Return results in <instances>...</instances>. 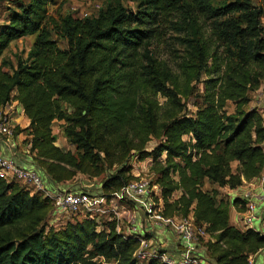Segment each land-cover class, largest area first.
Here are the masks:
<instances>
[{"label":"trees","instance_id":"trees-1","mask_svg":"<svg viewBox=\"0 0 264 264\" xmlns=\"http://www.w3.org/2000/svg\"><path fill=\"white\" fill-rule=\"evenodd\" d=\"M24 1L15 0L17 12L0 25V108L11 102L22 107L28 127L16 126L13 136L26 133L43 181L53 188L77 173L104 176L93 193L99 196L137 179L132 157L150 159L161 215L190 216L213 239L199 240L202 257L210 256L213 264H248L264 252V236L230 224L229 208L243 213L245 200L217 198V189L235 190L263 173L264 120L245 107L249 93L264 82V0L260 6L225 0L217 7L212 0H140L135 11L110 0L95 16L58 20L46 14L50 0ZM196 19L210 25L207 39L199 37L194 45L182 39L188 65L207 73L193 117L181 99L191 95L190 80L200 73L185 71L178 84L147 48L162 38L165 25L189 26ZM49 26L65 49L51 39ZM28 36L34 40L27 57L12 63L4 52ZM55 121L64 123L62 136L73 151L56 146ZM152 141L155 146L146 151ZM52 208L42 193L0 179V264H140L134 256L138 239L116 232L115 221L98 231L93 218L46 231Z\"/></svg>","mask_w":264,"mask_h":264},{"label":"rangeland","instance_id":"rangeland-1","mask_svg":"<svg viewBox=\"0 0 264 264\" xmlns=\"http://www.w3.org/2000/svg\"><path fill=\"white\" fill-rule=\"evenodd\" d=\"M15 0H6L2 3H0V25H3L6 23L8 17L10 16V13L17 12L16 5L14 4ZM24 3L25 1L22 0ZM110 0H50L46 6V14L48 17H51L55 20H58L60 16H71L75 19H83L82 14L87 13L89 17L97 15V13L105 7L107 3H109ZM225 0H212L211 4L215 7L221 5ZM253 3L257 6L261 5V0H252ZM123 6L128 9L129 11H135L137 9V5L139 4L140 0L136 2L135 0H121ZM99 7V8H98ZM174 21H177V19H174ZM204 22V21H203ZM202 19H196L194 22H189V26H185L184 24L179 25L178 28H171L169 25H165L166 27L162 29V32H164L162 38L159 41H152L150 45L148 46V51L150 52V56L154 60L155 64L161 68L166 69L168 73L171 75V79H175L178 84H182L184 81V77L182 76V73L185 71L192 72V76L196 73H200L198 78H192L189 83V89H191V95L187 98L181 99L182 104H184L186 113L188 116H195V112L199 105L202 103V99L204 96V81L207 79V73L206 68L203 70H198L197 67H191L189 66V52L186 50L184 44L182 43V39H190L192 40V44L194 45L197 40H199V37L203 39L208 38L209 33V23L206 22L201 25ZM261 23L264 25V14L261 17ZM49 30L51 31V39L55 40L57 43L58 48L65 49L66 48V42L62 39L57 37L55 32L52 30V27L49 26ZM34 40V36H29L26 38H23L22 40H18L17 42H14L10 47L4 52V56L11 60L12 63L15 62L17 58H23L25 59L27 57V53L29 49L31 48L32 42ZM223 51V48H220L219 50V57H222L221 53ZM212 67V61L211 59L208 60L207 68ZM183 89L182 87H180ZM262 95H264V82L260 85V87L254 91L249 93L250 96V102L248 105H246L245 110L249 109H256L261 112L260 105L258 103V99L262 98ZM158 101L160 103L164 102V99L161 97H158ZM228 113H232L233 109L229 105V107L226 109ZM26 118V117H25ZM263 118V117H262ZM27 119V118H26ZM28 121V119H27ZM29 122V121H28ZM28 122L25 124V126H20L19 131H23L28 127ZM63 122H53L51 124V130L53 135L56 138V146L60 147L63 151H73L74 148L70 146L64 137L62 136V125ZM27 139L26 133L22 132ZM25 142V140H24ZM156 144V141L150 142L146 147V151H150ZM31 156V155H30ZM34 158L35 156H31ZM36 165V162H34ZM151 165L150 159H146L144 161H137L136 156L132 157L130 159V166H131V174L134 175V177H138L139 180L143 181H153L152 175L149 171ZM41 172V171H40ZM42 174V172H41ZM43 175V174H42ZM104 176H100L97 178H88L87 176H84L80 173H77L76 176L61 185H55L53 188L57 190H63V191H69V192H75L76 188H82L87 187L88 189L83 190V192H88L93 195V193L96 190V187H99L101 182L103 181ZM43 180V179H42ZM44 182V181H43ZM21 184V183H20ZM46 185L47 183L44 182ZM22 185V184H21ZM62 185H66L65 187H60ZM150 182V186H151ZM155 186V185H153ZM46 187L48 190L53 191V188L47 184ZM57 187V188H55ZM52 189V190H51ZM100 189V188H99ZM98 189V190H99ZM204 189H208V185H205ZM153 191H156V188H153ZM228 191L224 189H217V198L221 199L224 202H228L231 200V198L228 195ZM99 198H102L104 202L102 204H99L97 207L101 208L105 213L102 212H87V211H81L78 214H55L54 209L50 212H48L45 221H44V228L46 231L49 229H52L54 231H61L63 230L68 223H74L76 221H81L84 219H90L89 216L92 214L93 220H95L98 223L97 231L101 230L105 225L110 223L111 221L115 220V224H118L120 232L123 234L128 233V228L130 227V213H122V215L117 212L118 215H113L114 212L113 208L118 206H123L126 204L130 209L134 210V203L130 201H125L119 199V197L116 195V192H110L107 194L99 193ZM177 195V194H176ZM116 211V209H115ZM230 212V208H229ZM118 220V222L116 221ZM234 224V223H233ZM241 228L242 227H238ZM142 234L144 235L145 239L151 240L154 235L146 233L144 229L142 230ZM213 240L208 235H204L203 237H200V244H206L209 241ZM153 245L156 247V250L159 254H166V251L164 250V247L159 244L157 239L155 238L153 241ZM148 250H146V253ZM169 257V256H168ZM138 262L140 264H147L149 258H137ZM204 261L206 264H213L212 259L208 255L203 256ZM96 261H103L100 258L95 259Z\"/></svg>","mask_w":264,"mask_h":264},{"label":"built area","instance_id":"built-area-1","mask_svg":"<svg viewBox=\"0 0 264 264\" xmlns=\"http://www.w3.org/2000/svg\"><path fill=\"white\" fill-rule=\"evenodd\" d=\"M88 17L87 13L82 14V18ZM15 127L16 125L12 122L10 112L0 110V134L7 138H12ZM136 178V180L129 182L116 192L119 199L136 204L143 211L149 223L159 229H167L172 232L189 252L199 251L200 237L205 234L202 230L196 228L192 218L163 217L161 215L162 203L158 187L150 186V182ZM0 179L7 183H21L31 194L39 192L50 198L55 214H78L84 210L91 213H105V211L97 207L104 202L99 196L87 192L50 191L36 168L18 166L12 158L2 155H0ZM153 188H156L157 192L153 191ZM257 189L250 190L239 196L246 203L244 212L240 213V217L236 219L235 224L238 227L252 229L260 236H264V218L260 219L256 216L257 205L264 203V174L260 175L257 180ZM113 215L118 214L114 213ZM89 218H92V214H90ZM116 221L118 222V220ZM130 224L127 234L120 232L118 224H116L115 230L123 235L134 236L138 239L139 247L134 254L135 257H147L149 260L157 259L163 264H202L200 258H193L190 255L183 256L179 261H175L165 253L159 254L153 243L145 239L142 234L144 225L141 226L142 228L137 227L133 219ZM148 231L146 232L148 233ZM146 250H148L147 253ZM248 264H255L253 258L249 259ZM260 264H264V256Z\"/></svg>","mask_w":264,"mask_h":264},{"label":"crops","instance_id":"crops-1","mask_svg":"<svg viewBox=\"0 0 264 264\" xmlns=\"http://www.w3.org/2000/svg\"><path fill=\"white\" fill-rule=\"evenodd\" d=\"M258 100H259L258 103L260 105V108L262 109L260 113L264 120V95H262V98ZM0 110L10 112V116L12 117V122L16 126H19V127L25 126V124L28 122L24 116L22 107L18 105L17 102H11L10 104L6 105L4 108H0ZM25 139L26 138L23 133L17 134L13 136L12 138H7L0 134V155L12 158L15 164L18 166L25 167V168H36L32 160V157H31L33 156V154H29V147L26 144V142H24ZM262 174H264V168H263ZM257 180L258 178L248 181V182L244 181L242 186L235 190H229L228 188H220V189L227 190L229 192L228 193L229 197L232 199L235 197H239L243 193L248 192L250 190H253V189L258 190ZM65 186L66 185H62L60 189H62V187H65ZM83 188L84 189L76 188L75 192H83V190L88 189L86 186ZM98 189L99 187H96L97 191ZM55 190L57 189H54V191ZM134 205H135L134 210L130 209L126 204H124L122 207L121 206H118L116 208L114 207L113 211L116 213L119 212L121 215L122 213L128 214L130 213V211H132L130 214V218L131 220L133 219L135 221V224L137 225V227H141L144 225L143 228L145 232L149 230L148 231L149 234H152V235L155 234V236H153V238L150 241L153 243L154 239L156 238L159 244H161L164 247L166 254L170 258L174 259L175 261H179L183 256L190 255L193 258H197V257L200 258L202 264H206L201 254L202 253L201 247H199V251L196 250L195 252H189L187 248L184 245H182V243H180L177 236H175L172 232H170L167 229H159L158 227L153 226L152 223L148 222V219L143 213V211L136 204ZM256 216L259 217L260 219L264 218V203H260L257 205ZM239 217H240V213L236 212L231 207L230 212H229L230 224L235 227H238L236 226L235 221L236 219H239ZM263 256H264V252L257 254L255 257H252L254 263L260 264V262L263 259Z\"/></svg>","mask_w":264,"mask_h":264}]
</instances>
